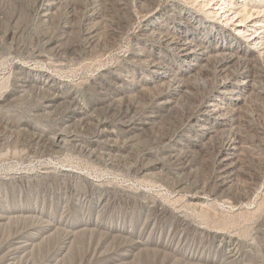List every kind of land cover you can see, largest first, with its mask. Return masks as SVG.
Instances as JSON below:
<instances>
[{
  "label": "bare ground",
  "instance_id": "1",
  "mask_svg": "<svg viewBox=\"0 0 264 264\" xmlns=\"http://www.w3.org/2000/svg\"><path fill=\"white\" fill-rule=\"evenodd\" d=\"M70 1L71 0H41L40 8L42 10V14L40 17L45 22L49 21V19H51L54 14L58 12L57 10L63 3L69 4ZM161 1L163 10H166L168 14L172 16V18L178 21V25L175 28L176 30L169 31L160 26L155 27L149 22H144V20L141 19L138 28L132 33L130 37L129 44L119 47V51L116 57L118 58V63L116 64L115 62L116 65H111L110 67H107L103 69L102 72H100V76L98 77L99 82H97L99 83L98 86L100 87V90L101 88L104 90L103 92L101 91L104 96H101L102 98L100 101L96 100L93 92L90 93V98L92 97L93 102L89 104L84 99L85 95L83 97L81 96L83 95L80 94L81 88L78 89L76 88V86L64 82V79L62 80L55 76L36 72V68L28 69L24 65L17 63L15 65L16 71L24 76L18 77V84L15 86V88H13L11 91L8 90L9 92L6 95L0 97V108L7 107L9 109L25 94H27L26 92H28V88L31 87L33 88V90H37L40 93L42 92L43 94L40 97L42 98L41 103H39L40 101L38 102L40 104V113L37 117L34 118H31V116H29L30 114L23 116L27 117V119H24V121H22L21 119L19 123L17 122V124L8 123L5 126L2 124L0 125L4 126L3 129L11 135L15 133H19V135L22 133L27 135L26 138L23 136V144H28L32 153L34 152L42 158H52V160H50L53 161L54 157L58 158L60 156H57L56 154H61L63 149L65 150L69 145H72L74 148L79 147L86 153L88 152L91 155L90 157H95V159L101 161V163L113 167L119 166L128 167L132 170L136 169L135 172L138 177H148L149 175L153 174V171L155 169L160 170V168L163 169L165 167L166 159L164 156L162 157L155 155V159H147L148 161H145L146 163L141 164L138 169L136 165L132 164L130 161L129 163L131 164H129V166H126L127 162H123L125 155L123 156L122 153L130 152L131 149H133V144H118V141L114 139L115 131L107 125V121L103 120L104 122L101 123L100 120L98 125L96 124L97 129L95 133H93L92 136L87 135V133L86 135L89 137L82 136L83 138H79L78 133L80 132H75V130L70 129L71 126H73L70 123H79L81 125L83 122L87 121L90 118V108H94V106L99 105V103L101 104V102H108L109 107L113 109V106L118 107L122 100L128 99L130 101L127 105H131V107L135 111L134 113H137L136 111L138 109V102L136 101V99H138L140 95H147L148 102L146 103L147 105L143 107L144 111L142 115L140 116L139 114L140 118H129V120H125V127L130 133L132 141L133 138H135L136 134L144 132L146 130V127L149 125H155L157 120L164 114L174 110L176 113H178L176 111L178 110V108L184 109V105H186V103L184 104V102L186 101L185 99H187L186 97H190V95L192 96L193 94V86H191L190 82H193V79L199 81L202 75V71L207 68L210 63L213 62V69L211 71L214 79L209 85L201 78L205 86L209 85L207 86V92L200 96L199 99L196 100L194 105H192L190 109L185 112V120L183 118L184 122H182L183 125L177 131L175 130V147H173L174 149H170L169 153L170 155L171 153L173 154L174 151H176L177 153L178 148L185 147L187 143H189L192 147H202L206 144L207 141H212L215 135L221 133L222 137H220L222 139L217 146V152L215 153L216 159H214L217 163L218 169L217 174L215 173L216 186L215 189L213 188V190H207V183H205L204 181V183L195 182L193 184L190 182L191 186L187 187V185H190L189 182L183 181L177 184V190L175 189L176 191H174L177 195H182L185 197L188 203L187 205H189V207L191 206V209L193 208L194 210H199V215L205 220H210L208 218L212 217L213 215L212 209L214 208H211V206L228 211L229 213H231L229 216L233 219L235 217H240L243 215H255L264 206V174H262L260 177L257 176L259 178L256 177L257 179L254 180L256 181L254 190L250 188L252 192L254 191L253 193L249 192L250 194H248L247 190V194L245 195H242V192L244 191H242L240 195L237 193L235 194L234 191H231L230 186L233 185V181H236L239 171L242 170L240 161L242 160V156L249 146L246 144L247 142L243 140L240 133H238V131H240L238 129L241 128L243 123L242 118H244L242 116V112L247 109L246 105L249 104L248 101L251 99L252 95L256 94L255 92L261 91V93H263L264 95V73L257 70V66H262V64H264V0ZM145 2H147V0L144 1V3ZM180 2L196 4L197 8L199 6L200 10H203L205 14H207V16L211 17L212 19H219V21L223 20L227 27H219V29H221L222 31V34L220 36H218V34L213 35V38L209 41L200 40L194 33V24L197 22V20H202V17L198 16V13H194V10L192 9L184 10L182 7L180 8L178 5V3ZM144 3L143 5H146ZM184 14H186V16H184ZM147 15L149 14L147 13ZM82 17V22L87 26V35L90 39V41L88 42L90 45H93L94 48L100 36L99 24L102 21L101 18L103 16L101 15V12L89 10L86 11V13L83 14ZM68 29L69 25H64L61 34L57 36L44 33V38H46L44 47L49 50L48 53L53 52L61 60L66 56L68 57V54L71 57L72 55L77 54V48L75 46H68L69 44L65 45V36L69 31ZM16 33L17 30L13 31L12 38ZM211 41L216 42L215 46L211 44ZM146 45H149V47H147ZM114 46L115 45L104 46L100 53L97 50L100 60H102L101 58L109 55L112 52ZM161 50L167 51L171 55V59H173L174 61L169 62L166 59L162 58ZM37 56L39 57H37V62L45 64V62L47 61L46 55L40 53ZM89 56V60L91 59L90 61L95 60V57L91 56V53ZM100 60L98 59L97 61ZM135 73L142 74L141 78L137 79L135 77ZM197 87L198 86H196L195 88ZM97 95L100 94L97 93ZM27 98L29 99V97ZM139 101L141 100L139 99ZM251 105L249 104V106ZM62 107L63 110L59 113L58 109ZM127 109H129V106ZM55 111H57L58 113H55ZM127 112L129 113L128 110ZM58 114L61 115V120H59L60 126H56L59 118L57 116ZM44 120L47 121L45 122ZM44 125H47V128L49 126L50 129L47 130L46 126ZM3 129L1 130L5 135L6 132ZM258 131L261 134H264V131ZM10 134H8V136ZM0 136H2V134ZM8 136L3 137V141H6V145H9L11 143L10 140L8 141L7 139L9 138ZM18 137L19 136H17V138ZM261 137L264 136L261 135ZM261 137L258 135V138ZM3 138L1 137L0 139ZM17 141L18 140L14 142L15 145L17 144ZM0 143L2 142L0 141ZM151 150L152 149H150V151ZM173 155L175 157V154ZM106 156H108V158H106ZM190 165L188 163L185 169H191L192 166ZM59 171L60 173L58 172L59 174L56 173L55 175L57 178L62 179V177L68 175L70 169L63 167ZM47 172L50 173L51 170L44 171L43 173L49 174ZM159 173L157 174L160 175ZM152 176L153 175H151V177ZM24 177L25 176H23L22 174L13 176L14 181H6L7 179H0V228L3 229V235L6 236L3 237L2 243L0 242V264H14L16 260L22 261V259H25L29 263L32 262L31 264H72L75 256L77 255L78 257V255L80 254V252L79 254L77 252L79 251L81 243L83 244V246H86L83 242L88 239L91 240L92 238L94 241L95 236L96 239L98 237V243L101 239H105L104 243H106V241H108L109 239L111 240V238L112 240H116L117 238L119 240L120 238L122 241L124 239L126 242L125 244L123 242V244H121V247H112V249H105V245L97 244L92 250L90 249L91 255H95L96 252H99L100 254V256L96 254L97 256H99V258L95 264H136V262L139 261L138 259H141L140 250L147 249L148 245H152L148 242L149 237H145L144 229L147 230L148 227L152 225V229L158 231L161 226L158 227V225H156L157 222L152 221L153 214H159L160 212L167 211V207L163 202H160L159 200H156L154 198H147V195L142 196V193L131 196L139 201V209H136L134 207H127L122 211V209L118 206L110 205L109 197L112 192L110 193V190L108 188H103L101 184L94 181V179L88 180V178L79 174L76 175V177L79 178V183L76 182L77 184L73 185L74 188H72L71 190V195L66 191H63V189H60L61 191L56 195V201L58 203H65L71 206V216H68L66 218V222L63 221L65 219L60 218L57 223H61L64 225H62L63 227L58 226L57 228L53 222L56 220L40 219L37 218L38 216L36 217L31 214L38 210L40 194L42 193L41 188L43 182L41 180H37L36 183H33L28 187V189L26 190L27 195L24 199L25 205H22L23 200L21 197L24 190L22 191L14 183L16 179L18 181V179H23ZM44 177L48 178L47 175L43 176V178ZM67 177L68 176H66V178ZM83 180L90 181V184L94 187L95 190L94 194H97V197L89 204H87L83 199V185H81ZM187 180L189 181V178H187ZM254 181L252 182L253 184ZM152 182H156V180ZM9 183H11L12 190L10 193H7L6 186H8ZM56 201L52 200L51 202L52 204H54ZM43 203H45L44 199ZM108 207H111V209L104 218L105 222L103 223L102 221L100 222L99 217H96L97 219L96 221H94L91 218L92 216L90 217V215H86L88 214L86 213L87 211H92L96 208L106 209ZM62 212L64 211L62 210ZM122 214H124L125 219L129 221V223H131V226L141 222L142 217H144L145 214L148 219L146 218L147 221H145V223L143 224L142 229L136 233L134 232V230L126 231L125 227L123 225H120V223L118 225H106L107 220H115ZM176 216L178 217L177 221H179V223L173 235L174 240H177L179 232L178 230H182L183 228L192 225V221H190L188 217L178 214L177 212ZM217 222V224L221 226V229H228V227H230V225L232 224V222H230V225L227 224L225 220L224 223H220L219 221ZM54 226L56 227V230L53 231ZM91 226H93L94 228ZM96 228H105L106 231H96ZM51 230L52 232L57 231L55 233H58L57 236L62 239L61 242L58 243V245L55 247L56 249L54 252H51V249L49 250V243L48 245H46L44 242L45 237L51 236L52 232L49 235H46ZM195 230H197L202 236L199 239V246L204 244V239L206 237H212L211 239H213V242H219L222 248L226 249L225 246H229V248L225 252L226 256L232 258L233 260L238 259L239 257L241 258L243 253L240 252V247L238 248L237 245L240 244L241 246V244L244 243H241L242 241H240L237 235L229 233V231L226 230L212 231L207 230L206 228L204 229L199 227H195ZM261 233L262 237H264V228L262 229ZM181 234L183 235L184 233ZM47 239L48 241H50V237H47ZM181 240L182 237H179L178 244H180ZM87 242L89 243V241ZM153 244L162 247V251L161 249L158 250L156 248L157 251H160V253L162 252L165 255H169V258L171 256L174 259L178 254L185 255V257L189 261L199 258L196 253H181L177 246L173 247L167 245V243H164L160 238ZM114 245H116V243ZM43 246L48 247H45L46 249H48V251L46 250V253L43 251ZM152 250H155V248ZM142 251L144 252V250ZM154 252L155 251H153V254ZM60 256H63V258H61ZM201 256L198 261H202ZM166 260L167 258L165 259V261ZM188 262L186 263L185 260L183 263L178 264H188ZM198 264L201 263L199 262Z\"/></svg>",
  "mask_w": 264,
  "mask_h": 264
},
{
  "label": "rangeland",
  "instance_id": "2",
  "mask_svg": "<svg viewBox=\"0 0 264 264\" xmlns=\"http://www.w3.org/2000/svg\"><path fill=\"white\" fill-rule=\"evenodd\" d=\"M144 1L146 0H71L69 4L63 3L57 10L58 12H56V14H54V16L51 19H49V21L45 22L40 17L42 14V10L40 8L41 0H0V4L3 3L1 4L3 6L0 5V97L6 95L9 91L15 88V86L18 84V80H17L18 77L24 76L16 71L15 65L18 63V64L24 65L28 69L36 68L37 69L36 72L55 76L62 80L64 79V82L69 83L73 86H76V88L78 89L81 88L80 94H83L81 95L82 97L85 95L84 99L89 104L93 102L92 97L90 98L91 96L90 93H93V92H94L93 95L96 98V100L100 101L101 98L104 96V94L102 93L104 90L102 88L100 90V87L98 86L99 85L98 77L100 76V72H102L103 69L110 67L111 65H116L118 63V58L116 57L119 51V47L126 46L127 44H129L130 37L132 33L136 31V29L138 28L141 19H143L144 22H149L151 25L155 27L160 26L164 28L165 30H169V31L176 30L175 28L178 25V21L172 18V16H170L166 10H163L161 0H147V2L145 3ZM143 3L146 4L148 7L146 5H143ZM155 3H156V6H155ZM178 5L180 8L182 7L184 10L192 9L194 10V13L196 14L198 13L197 15L202 17L201 18L202 20H197V22L194 24V33L195 35L198 36L200 40L209 41L210 39L213 38L212 37L213 35L218 34V36H220L222 34V31L221 29H219V27L226 26L223 20L219 21V19L218 20L212 19L211 17L207 16V14H205L203 10H200L199 6L197 8L196 4L188 3V2L187 3L180 2L178 3ZM89 10L101 12V15L103 16L102 17L103 19L101 18L102 21L99 24V27H100L99 35L100 36L94 48H93V45H90L88 42L90 41V39L88 38V35H87V26L82 22L83 14H85L86 11H89ZM147 13L149 15H147ZM184 16H186V14H184ZM64 25H69V29H68L69 31L65 36V42H66L65 45L69 44L68 46H72V45L75 46L77 48V54L72 55V57L69 56L68 54V57L66 56L64 59L61 60L53 52L48 53L49 50L46 47H44L45 46L44 43H46V38H44V33L57 36L61 34L62 28L64 27ZM15 30H17V33L12 38L13 31ZM215 43H216L215 41H211V44L214 46H215ZM112 45H115L112 49V52L109 55L103 57L106 60L101 58L103 60L102 62V60H100V57H98L99 55L98 51L100 53V51L102 50L104 46H112ZM146 46L149 47V45H146ZM39 52L46 55L47 61L45 62V64L37 62L39 58L37 55L40 54ZM90 53H91V56L95 57L94 61H90L91 59L89 60ZM161 57L166 59L169 62L174 61L173 59H171V55L165 50H161ZM96 58H98L100 61H97L98 59ZM86 64H89V65H86ZM212 65H213V62L210 63L209 66H207L208 69L205 68L201 73L203 75V76L201 75L202 80H204V82L206 81V83L209 85L214 79L212 71H211L213 69ZM259 66H257V70L264 73L263 71L264 64H262L263 67L262 66L259 67ZM141 75L142 74L135 73V77L137 79H140ZM201 78L199 81L198 80L196 81L195 79H193V82H190L191 86H193L192 87L193 94L192 96L190 95V97L187 96L186 97L187 99H185L188 102V103L186 101L184 102V104L186 103L187 107L186 105H184V109L178 108V110H176L178 113H176L174 110V111L164 114L162 117L158 119L159 121L157 120L158 123L156 122V124L153 126L152 125L147 126L144 132H140V133L137 132L138 134H136L135 138H133L132 141H131L132 138L130 136V133L127 131V128L125 127V120H129V118H132V119L140 118V116L142 115L144 111L143 107H145V105H147L146 103L148 102L147 95L142 94L143 96L140 95V97L136 99V101L138 102L137 103L138 109L136 111L137 113H134L135 111L131 107V105H127L128 102L130 101L128 99L122 100L120 102V105H118V107L113 106V109L109 107L108 102L106 103L101 102V104L99 103V105L94 106V108H90V111H89L90 118L87 121H85L86 123L83 122L81 125L79 123L77 124L73 122L70 123L71 125H73L71 126L70 129L75 130V132H80L78 133V136L79 138H83V137H89L87 135L92 136V134L95 133L97 129L96 124L98 125L100 120H101V123L104 121H107L106 122L107 125L110 126V128L115 131L114 139L118 141V144L120 145L122 143H124L123 145L133 144V149H131L130 152L122 153L123 156L125 155L123 162H127L126 166H129V164L132 163L136 165L138 169V167H140L141 164L146 163L148 160L155 159L156 156H162V157L164 156L166 159V165L163 169L161 168L160 170L155 169L153 171V174H151L154 177L153 176L151 177V175H149L148 177H138V175L135 172L136 169L132 170V169H129L128 167H119V166L113 167V166L106 165L104 163H101V161L96 160L95 157H90L91 155L88 152L87 154L85 151H83L79 147H75L76 148L75 149L72 145H69L68 148H66L65 150L64 149L62 150L61 152L62 156L61 154H56L57 156L59 155L60 156L58 158L54 157L53 161H51L52 158H50L51 160L45 159L44 157L42 158L38 154H35L34 152L32 153L28 144H23L24 142L23 139L24 137L26 138L27 135L23 133L20 135L19 133H15L11 135L10 133L6 132L3 129L4 126L8 123L17 124V122L19 123L21 119L22 121H24V119H27V117H23V116L30 114L29 116H31V118H34L39 115L40 113L39 103H41L42 101V98L40 97L43 94L42 92L40 93L39 91L33 90V88L29 87L28 92H26L27 94H25L26 96L24 95L20 99L21 101L18 100V102H16L9 109L7 107L0 108V124L4 125V126L0 125V130L3 129L6 132L5 133L3 131L5 133L4 135L1 130L0 135L2 134V136H0V138L7 137L8 134H10L8 136L9 138L7 139L8 141L10 140L11 142L9 145L8 144L6 145L5 143L6 141L5 142L3 141L4 138L0 139V141L2 142L0 143V147L2 148V149L0 148V179L1 180L7 179L6 181H9V180L14 181L13 176L15 175L23 174V176H25L23 179H18V181L16 179L14 183L22 191L24 190L22 192V197H21L23 200L22 201L23 204L21 203L22 205H25L24 199L26 198V195H27L26 190L28 189V187L31 184L36 183L37 180L39 181L41 180L43 183H42V188H41L42 193L40 194V200L38 203V210L31 214L36 217L38 216L37 218H40V219L56 220L53 222L57 228L58 226L63 227L62 225H64L61 223H57V221L60 218L65 219L63 221L66 222V218L68 216H71L70 215L71 206L65 203H58L56 201L57 199L56 195L62 189L63 191H66L68 194H70L72 188H74L73 185L74 184L76 185L77 183H79V178L76 177V175H79V174L81 176L83 175L84 177L88 178V180L94 179V181L100 183L103 188H108L110 190V193L112 192L109 197L110 205L118 206L119 208L122 209V211L125 210L127 207H134L136 209H139L140 208L139 201L131 196L141 194V193L143 194L142 196L147 195V198H154L156 200H159L160 202H163L167 207L166 208L167 211L160 212L159 214H153V218H152V221L157 222L156 225H158V227L160 226L161 227L158 229V231L155 229H152V225H150V227H148L147 230L144 229L145 237L146 238L149 237L148 242L149 244H152V245H148V248H147L148 250L142 249L144 250V252L140 250L141 259H138L139 261H137L138 263L136 262V264H163V263L164 264H178V263H183L185 260H186V263L189 261L183 254L181 255L178 254L173 259V257L171 256L169 258L168 257L169 255H165L162 252L160 253V251L158 252L157 249L158 250L161 249L162 251L163 248L153 243L157 242L159 238L163 240L164 243H167V245H170L173 247L177 246L181 253L182 252H186L189 254L196 253V255L199 258L202 255L201 256L202 261H198L199 258H196V259H192L191 261H189L188 264H191V263L198 264L199 262L201 264H246V263L247 264H264V237H262V233H261L262 229L264 228V206L259 210L257 214L251 215V216L243 215L240 217H235L237 219L236 220L234 218L235 221L233 218L229 216L231 213H229L228 211H225L218 207L211 206V208H214L212 209L213 215L212 217L208 218L210 220H205L199 215V210H194L193 208L191 209V206L189 207V205H187L188 203L184 196L182 195L180 196L175 193V191L177 190L176 189L177 184L183 181L189 182L190 185H187V187L188 186L190 187L191 183L192 184L195 182L204 183V181L205 183H207L206 184L207 190H213V188L215 189V186H216V176L215 175L217 174L218 169H217V163L214 159H216L215 153L217 152V146L220 140L222 139L221 133L215 135L212 141L211 140L207 141L206 144L202 147H199V148L192 147L189 143H187L186 145L187 147L185 146V147L178 148L177 153L176 151L173 152V154H175V157L172 153L171 155L169 153V150L174 149L173 147H175L174 135H175V132L178 129H180L181 126L183 125L182 122H184L185 120V115H184L185 112H187L190 109V107L194 105V103L196 102L197 99H199L200 96H202L203 94L207 92V89H208L207 86L209 85L205 86ZM263 84H264V81H263ZM196 86H198L197 87L198 89L195 88ZM93 90H96V91H93ZM96 92L100 95H97ZM255 93L256 94L255 95L253 94L251 99L249 100L250 102L251 101L252 102L250 103L248 101V103L252 105L251 106H249V104L246 105V108L247 109L249 108L248 110L245 108L248 112L246 110H244L246 112L244 111L242 112V116L244 117L242 118L243 123H242L241 128L238 129L240 131L237 130L238 133H240V135L242 136L243 140L247 142L246 144L249 145L248 149L244 152V155L242 156V160L240 161V166L242 170L239 171L236 181L235 180L233 181L232 183L233 185H231L232 187L230 186L231 191L232 192L234 191L235 194L237 193L239 195L241 194L242 191L245 192V193L242 192V195L247 194L246 192L247 190H248V194L253 193L254 191L252 192L251 189L254 190V185L256 182L254 180H256L262 174H264V169H263L264 168V137H261V135L264 136V134H261L258 131V130L264 131V95L263 93H261V91H257ZM27 97H29V99ZM139 99L141 101H139ZM140 102L141 103L143 102V103L141 104ZM121 103H124V104H121ZM128 106H129V109H127ZM63 107H66V106H63ZM63 107L58 109L59 113L63 110ZM127 110L129 111V113L127 112ZM56 112L57 111H55V113ZM57 116L59 118H58V122L56 123V126L57 125L60 126L59 120H61L60 118L61 115L58 114ZM44 121L46 122L47 120H44ZM44 126H46L47 130L50 129L49 126L48 128H47V125H44ZM258 135L261 138H258ZM17 136L19 137L17 138ZM16 140H18L16 144L17 146L14 144ZM150 149L152 150L150 151ZM152 155H153V158H152ZM176 156L178 157V159ZM106 158H108V156H106ZM129 161L131 163H129ZM188 163L189 165L191 164L190 165L192 166L191 169H185ZM55 167L56 168L58 167V168L56 169ZM63 167L70 169L71 173L69 172L68 175H66L68 176L67 178L66 176H64L66 179L64 177H62V179L57 178L55 174L56 173L59 174L60 173L59 170H61ZM50 170L52 174L54 173L53 175L51 174V172L50 173L47 172L49 174L43 173L44 171H50ZM155 173L159 177H157ZM157 173H159L160 175H158ZM41 174L43 176L47 175L48 178L44 177L46 179L45 180ZM52 177H55V178H52ZM252 177H253V180H252ZM187 178H189V181L187 180ZM161 179L162 180L164 179L163 181L165 182H163ZM20 180L21 181L23 180V181L21 182ZM61 180L62 181L64 180L63 181L64 184ZM155 180L156 182H152ZM83 181L81 184L83 185L82 186L83 199L87 204H89L97 197V194H94L95 190H94V187L90 184V181H87V180L86 181L83 180ZM253 181H254V184L252 183ZM11 183H9L8 186H6L7 193H10L12 190ZM43 199L45 203H43ZM52 200H55L56 202L52 204L51 202ZM104 209L105 208L103 209L96 208L95 210L87 211L86 213L88 214L86 215H90V217L92 216L91 218L94 221H96L97 219L96 217H99L100 222L102 221L103 223L105 222L104 218L108 214L111 207H108L105 210ZM62 210L64 212H62ZM175 211L178 214L188 217L189 220L192 221L191 226L183 228L182 230H178L179 232H178L177 240L173 239L174 232L177 229V226L179 223V221H177L178 217L176 216ZM224 213H226L227 215ZM229 217L231 221L229 220ZM146 218L147 216L145 214L144 217H142L141 222L131 226V223H129V221L125 219L124 214H122L115 220H107L106 225H118L120 223V225H123L125 227L126 231L134 230V232L136 233L142 229L143 224L148 219ZM224 220L229 225L231 224L230 222H232V224L230 225V227H228V229L227 228L221 229L220 228L221 226L217 224L218 223L217 221H219L220 223H224ZM215 222L217 225L215 224ZM55 226L53 227V231L56 230ZM195 227L204 228V229L206 228L207 230H212V231L213 230H219V231L226 230V231H229V233L237 235L240 241H242L241 243H244V244H241V246L240 244L239 245L236 244L238 248L240 247L239 248L240 252L243 253L241 258L239 257L238 259L233 260L232 258L226 256L225 252L229 248V246H225L226 249L222 248L219 242L217 241L213 242V239H211L212 237H206L204 239L205 240L204 244L202 243L203 245L199 246L200 244L199 239L202 236L197 230H195ZM96 229H97L96 231H106L105 228H99V229L96 228ZM0 230L2 231V232L0 231V238H1L0 242L2 243L3 237H6V236L3 235V229L0 228ZM51 232L52 230L46 235H49ZM55 232H52L51 234V236L53 235L52 238L51 236H47V237H50L49 239L50 241H48L47 237H45L44 239V242L46 245H48L49 243L48 247H49V250L51 249L50 250L51 252L55 251L56 249L55 247L62 240L59 236H57L58 233L56 234ZM181 233H184V234L182 235ZM179 237H182L180 244H178ZM94 238H95L94 241H93V238L91 239L92 241L89 239L85 240L83 243H85L84 245L86 246H83V244L81 243L80 247L81 246L82 247L81 249L79 247V251L77 252L78 254L80 252V254L78 255V257L75 254L76 256L72 264H95L98 261L100 254L99 252H96V254H98L99 256H97L96 254L91 255L90 251L97 244L105 245V249H112V247L113 248L121 247L122 246L121 244H123V242L124 244L126 243L124 239L122 241L120 238L119 240L118 238L116 239L117 242L116 240L114 239L112 240L111 238V240L109 239L110 241L108 240L106 241V243H104L105 239L103 240L101 239L100 242L98 243L97 242L99 241L98 237L97 239H96V236ZM51 239H52V242H51ZM87 241H89V243ZM115 243L116 245H114ZM45 247L46 248L48 247L43 246V251L46 253L48 249H46ZM154 248L155 250H152ZM153 251H155L154 254H153ZM61 258H63V256ZM166 258H167L166 260L167 262L165 261ZM15 262L14 264H18V263L19 264H31L32 263V262L30 263L27 262L25 259H22V261L16 260Z\"/></svg>",
  "mask_w": 264,
  "mask_h": 264
}]
</instances>
